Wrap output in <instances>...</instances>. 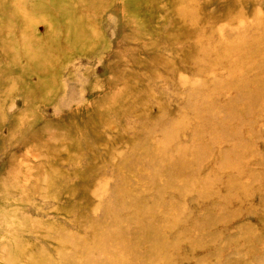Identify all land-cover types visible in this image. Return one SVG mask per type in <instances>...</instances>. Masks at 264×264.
I'll use <instances>...</instances> for the list:
<instances>
[{
	"label": "rangeland",
	"instance_id": "obj_1",
	"mask_svg": "<svg viewBox=\"0 0 264 264\" xmlns=\"http://www.w3.org/2000/svg\"><path fill=\"white\" fill-rule=\"evenodd\" d=\"M109 263L264 264V0H0V264Z\"/></svg>",
	"mask_w": 264,
	"mask_h": 264
},
{
	"label": "bare ground",
	"instance_id": "obj_2",
	"mask_svg": "<svg viewBox=\"0 0 264 264\" xmlns=\"http://www.w3.org/2000/svg\"><path fill=\"white\" fill-rule=\"evenodd\" d=\"M132 230H133V229H132ZM97 231H98V230H97ZM128 232H129V231H128ZM109 233H110V232H109ZM111 233H112V232H111ZM111 235H112V234H111ZM111 235H110V237H111ZM130 235L133 236L134 234H133V235L130 234ZM126 238H127V237H126ZM135 238H136V237H135ZM127 239H129V238H127ZM110 240H111V239H110ZM126 241H128V240H126ZM126 241H125V242H126ZM115 242H116V241H115ZM126 243H127V242H126ZM122 244H123V242H122ZM125 245H126V244H125ZM114 247H115V246H114ZM128 247H129V246H128ZM108 248H109V247H108ZM129 248H130V247H129ZM129 248H128V249H129ZM131 248H132V247H131ZM134 248H135V246H134ZM110 249H111V248H110ZM120 249H121V248L117 249V251H118V250H119V251L122 250V249H121V250H120ZM111 251H112V250H111ZM129 251H131V250L129 249ZM132 251H133V250H132ZM132 251H131V252H132ZM115 252H116V251H115ZM121 252H123V251H121ZM133 252H135V251H133ZM133 252H132L131 254H133ZM118 253H120V252H118ZM124 253H127V252H124ZM115 254H116V253H115ZM134 254H137V253H134ZM134 254H133V255H134ZM123 255H124V254H123ZM126 255H127V254H126ZM129 255H130V254H129ZM140 256H141V255H140ZM126 257H129V256L127 255ZM131 257H132V256H131ZM112 258H113V257H112ZM124 258H125V255H124ZM137 258H139V255H138ZM133 259H134V258H133ZM133 259H132V260H133ZM141 260H142V259H141ZM134 261H135V260H134ZM134 261H132V263H133ZM142 261H143V260H142ZM144 262H145V261H144ZM128 263H129V262H128ZM109 264H110V263H109ZM138 264H139V263H138Z\"/></svg>",
	"mask_w": 264,
	"mask_h": 264
}]
</instances>
